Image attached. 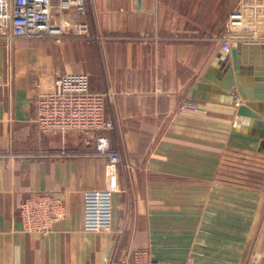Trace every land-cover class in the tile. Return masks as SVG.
<instances>
[{
    "label": "crops",
    "instance_id": "crops-1",
    "mask_svg": "<svg viewBox=\"0 0 264 264\" xmlns=\"http://www.w3.org/2000/svg\"><path fill=\"white\" fill-rule=\"evenodd\" d=\"M237 10L253 28L239 61L264 73V0H84V14L62 15L89 36L0 39V264H132L141 251L153 264H264V153L252 124L233 131L236 108L213 88L220 61L193 100L202 112L179 111L226 51L219 38ZM67 74L116 91L113 129L38 131L37 97ZM100 134L120 155L113 225L88 232L83 195L111 180ZM39 193L66 207L47 235L20 227V203Z\"/></svg>",
    "mask_w": 264,
    "mask_h": 264
},
{
    "label": "built area",
    "instance_id": "built-area-1",
    "mask_svg": "<svg viewBox=\"0 0 264 264\" xmlns=\"http://www.w3.org/2000/svg\"><path fill=\"white\" fill-rule=\"evenodd\" d=\"M55 6L57 14L53 11ZM71 8L84 14V0H0V39L52 38L56 43H61L65 37L89 36L86 24L75 23L62 15ZM245 19L240 10L230 15L226 32L219 38L224 42V50H230L242 37L253 32ZM111 99V91L91 92L89 77L85 74L59 76L49 91L37 97L36 127L42 135L75 131L87 137L111 130L113 123L105 118V106ZM179 111L202 112L199 105L190 100L182 102ZM94 150L97 156L107 159L106 168L112 177L109 188L84 193L83 227L88 232L110 231L115 187L112 174L120 164V155L110 148L109 139L101 134L94 136ZM19 215L22 232L47 235L55 223L65 218L66 207L54 195L39 193L20 203ZM131 257L132 264H153L142 251L135 252Z\"/></svg>",
    "mask_w": 264,
    "mask_h": 264
},
{
    "label": "water",
    "instance_id": "water-1",
    "mask_svg": "<svg viewBox=\"0 0 264 264\" xmlns=\"http://www.w3.org/2000/svg\"><path fill=\"white\" fill-rule=\"evenodd\" d=\"M244 46L247 45L238 42L230 50L218 56L205 75L191 85L187 97L191 101L203 100L199 92L209 86L215 65L220 61L221 73L215 76L213 88L225 96L229 105L236 108L233 131L238 132L239 126L252 124L253 135L260 140L258 152L264 153V105L261 104L264 102V73L262 69H259L253 75V65H243L245 62L242 64L239 61L241 48ZM252 86L253 89H249ZM238 99L243 103L239 104Z\"/></svg>",
    "mask_w": 264,
    "mask_h": 264
},
{
    "label": "rangeland",
    "instance_id": "rangeland-1",
    "mask_svg": "<svg viewBox=\"0 0 264 264\" xmlns=\"http://www.w3.org/2000/svg\"><path fill=\"white\" fill-rule=\"evenodd\" d=\"M91 36H92V35H90V37H91ZM244 38H245V37H244ZM106 90L111 91V93H112V99H111V101L108 103V104H110V103L113 102L114 96L116 95V91H112V90H110V89H105V90H103V91H106Z\"/></svg>",
    "mask_w": 264,
    "mask_h": 264
}]
</instances>
